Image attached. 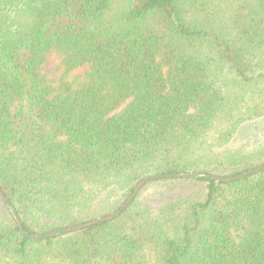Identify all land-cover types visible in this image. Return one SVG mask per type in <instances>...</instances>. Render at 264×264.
<instances>
[{"label": "trees", "instance_id": "trees-1", "mask_svg": "<svg viewBox=\"0 0 264 264\" xmlns=\"http://www.w3.org/2000/svg\"><path fill=\"white\" fill-rule=\"evenodd\" d=\"M263 118L264 0H0V188L25 227L0 197V264H264V170L208 176L264 165L228 148ZM166 173L199 176L33 239ZM165 184L199 187L143 199Z\"/></svg>", "mask_w": 264, "mask_h": 264}, {"label": "rangeland", "instance_id": "rangeland-1", "mask_svg": "<svg viewBox=\"0 0 264 264\" xmlns=\"http://www.w3.org/2000/svg\"><path fill=\"white\" fill-rule=\"evenodd\" d=\"M86 70L87 67H82L73 71L70 79H77L78 76H82ZM43 73L52 81L58 80L62 75L63 68L61 66V58L57 53L53 52L47 56L46 62L43 66ZM262 146H264V118L258 120L254 124L242 126L228 148L231 151L251 153L258 150ZM198 187V185L195 186L189 184H176L175 186H170L168 184L157 185L152 189L146 190L143 199L151 205H156L163 200L162 196L164 194L166 199H168L171 197V193H188L189 191L197 190Z\"/></svg>", "mask_w": 264, "mask_h": 264}, {"label": "water", "instance_id": "water-1", "mask_svg": "<svg viewBox=\"0 0 264 264\" xmlns=\"http://www.w3.org/2000/svg\"><path fill=\"white\" fill-rule=\"evenodd\" d=\"M264 170V165L258 166L256 168H253L249 171H246L240 175H237L235 177H232L230 179H227L225 177H218V176H214L211 174H208L209 177H212L214 180L216 181H221V182H234V181H238L241 179H244L248 176L254 175L260 171ZM199 176L198 173H166V174H156V175H150L145 177L144 179H142L138 185L136 186L134 192L132 193V195L125 201V203L115 212L105 216V217H100L97 218L95 220L89 221L87 223H83L77 226H72V227H68L62 230H56L54 232L51 233H46L44 235L41 236H36L33 237V239H37V240H42V239H46V238H52V237H56L62 233H72L75 231H79V230H83L85 228H89L91 226H94L96 224L99 223H103V222H107V221H111L113 219H115L116 217L120 216L126 209H128V207L131 205V203L134 201V199L137 197V195L140 193V191L143 189L144 186H146L149 182L154 181V180H162V179H187V178H197ZM0 197L1 199L4 201V203L7 205V207L9 208L10 212L12 213L14 219L16 220L18 226L20 227L21 231L23 233H25V227L24 224L22 222V220L20 219V217L18 216L14 206L12 205V203L9 201V199L6 197V195L4 194V192L2 191V189L0 188ZM29 237V236H28Z\"/></svg>", "mask_w": 264, "mask_h": 264}]
</instances>
